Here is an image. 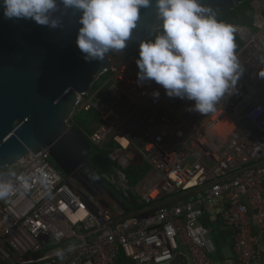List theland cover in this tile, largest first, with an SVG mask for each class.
Here are the masks:
<instances>
[{"label": "built area", "instance_id": "2783aa9c", "mask_svg": "<svg viewBox=\"0 0 264 264\" xmlns=\"http://www.w3.org/2000/svg\"><path fill=\"white\" fill-rule=\"evenodd\" d=\"M239 1L252 7L253 23L231 24L244 69L235 93L199 113L155 81L138 83V45L115 52L79 112L99 117L88 140L109 152L117 177L107 182L84 168L65 176L47 151L38 153L7 178L16 190L0 200V264H216L210 225L233 231L238 264H260L264 0ZM133 165L149 167L136 186L124 173Z\"/></svg>", "mask_w": 264, "mask_h": 264}, {"label": "water", "instance_id": "95a60500", "mask_svg": "<svg viewBox=\"0 0 264 264\" xmlns=\"http://www.w3.org/2000/svg\"><path fill=\"white\" fill-rule=\"evenodd\" d=\"M202 3L216 14L235 11L241 4ZM62 11L54 13L60 27L51 29L32 20H7L0 7V172L6 179L43 151L65 176L83 168L94 171V165L105 171L110 165L107 157L93 155L88 137L70 122L79 113L80 98L109 71L116 53L110 52L102 62L86 61L76 45L80 13ZM160 23L153 0L152 7L141 8L138 26L123 52L153 39ZM224 254L236 258L231 247Z\"/></svg>", "mask_w": 264, "mask_h": 264}, {"label": "clouds", "instance_id": "9594fccd", "mask_svg": "<svg viewBox=\"0 0 264 264\" xmlns=\"http://www.w3.org/2000/svg\"><path fill=\"white\" fill-rule=\"evenodd\" d=\"M152 6L153 0H0L5 19L32 20L51 29L60 27L54 13L79 12L76 45L86 61L101 62L110 52H123L141 8ZM154 6L161 34L139 43L138 83L155 81L168 97L194 101L193 110L215 112L226 95L235 93L229 89L237 90L244 72L236 54L235 28L218 20L202 0H154ZM258 75L264 78V71ZM15 190L0 172V200Z\"/></svg>", "mask_w": 264, "mask_h": 264}, {"label": "trees", "instance_id": "16d2710c", "mask_svg": "<svg viewBox=\"0 0 264 264\" xmlns=\"http://www.w3.org/2000/svg\"><path fill=\"white\" fill-rule=\"evenodd\" d=\"M216 15H217L218 20H221L229 24L241 23L247 26H251L253 23V9L248 2L239 6L238 9L235 11L217 13ZM234 37L235 39L238 38V36L235 33H234ZM139 43L137 44L138 46H139ZM239 43H240V40H239ZM83 118L99 123V117L94 111L79 112L74 116L71 122H73L76 127L84 126L86 128L88 122H85ZM85 132L88 136L91 134V132L88 129H85ZM92 153L93 155H103L104 157H107V158L109 156V152L100 150L99 148H96L95 146H93ZM148 171H149V167L147 165H133L129 169L125 170L124 173L126 174L127 178L130 180V183L134 186V183L141 181L146 176ZM210 228L213 230V228H218V227H215L214 225L212 226L210 225ZM215 236H217L216 232L212 231V238ZM121 262L122 263L125 262V259L123 256L121 257Z\"/></svg>", "mask_w": 264, "mask_h": 264}, {"label": "crops", "instance_id": "0c3cea01", "mask_svg": "<svg viewBox=\"0 0 264 264\" xmlns=\"http://www.w3.org/2000/svg\"><path fill=\"white\" fill-rule=\"evenodd\" d=\"M211 214H214V210L211 211ZM210 214V215H211ZM210 225L211 222L207 221ZM215 229V230H214ZM213 232L215 231L217 236L213 237V241L216 243L218 254L215 257L216 264H238L235 259H228L224 254V250L231 247L232 248V240H233V231L231 230H224L221 228H213ZM261 262L260 264H264V245L261 249Z\"/></svg>", "mask_w": 264, "mask_h": 264}, {"label": "rangeland", "instance_id": "374dc122", "mask_svg": "<svg viewBox=\"0 0 264 264\" xmlns=\"http://www.w3.org/2000/svg\"><path fill=\"white\" fill-rule=\"evenodd\" d=\"M240 24H241V23H240ZM242 25H244V24H242ZM235 43H236V46H237L236 49H237V48L240 46V43H239V39H238V38L235 39ZM102 78H103V77H102ZM102 78H101V79H102ZM101 79H99L98 81L95 82V84L93 85V88H92L91 92H95L96 88H99V84H100V82H101ZM97 90H98V89H97ZM94 94H95V93H94ZM99 97L108 98L107 93H106V94H101V93H100V96H99ZM83 119H84L85 122H88L86 128H85L84 126H82V127H76V126L74 125L73 122H70V125L73 126V127H76V128H78V129H80V130L84 133V135L88 136V135L86 134V132H85V129H88L91 133L94 132V130L97 129L98 122H93V121L88 120V119H86V118H83ZM119 169H120V167L118 166V164H117V163H114V162L112 163L111 161H110V165H109L108 169L105 170V171H103V170L97 168V167L94 165V173H95L96 175H98L100 178H102L104 181L106 180V177L108 178V180L111 179L110 181H112V177L116 178V177H117L116 170H119ZM78 180H79V179H78ZM110 181H109V182H110ZM79 182H80V181H79ZM139 182H140V181H139ZM139 182H135L134 185H135V186L138 185ZM106 184L110 185L111 183H110V184H109V183H106ZM0 263H1V260H0ZM3 264H9V263H8V262H4Z\"/></svg>", "mask_w": 264, "mask_h": 264}]
</instances>
